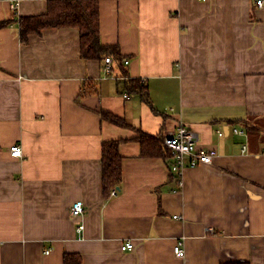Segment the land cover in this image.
Listing matches in <instances>:
<instances>
[{
  "label": "crops",
  "instance_id": "0c3cea01",
  "mask_svg": "<svg viewBox=\"0 0 264 264\" xmlns=\"http://www.w3.org/2000/svg\"><path fill=\"white\" fill-rule=\"evenodd\" d=\"M11 1L0 0V22L48 8ZM99 3L101 41L123 56L108 55L112 75L104 58L81 57L78 27L23 42L18 21L0 24V264H264V2ZM129 79L146 90L128 91ZM89 80L97 92L82 95ZM179 124L217 150L211 164L187 167L183 184L135 139ZM110 139H123L122 179L105 197ZM77 200L85 211L74 218Z\"/></svg>",
  "mask_w": 264,
  "mask_h": 264
},
{
  "label": "trees",
  "instance_id": "16d2710c",
  "mask_svg": "<svg viewBox=\"0 0 264 264\" xmlns=\"http://www.w3.org/2000/svg\"><path fill=\"white\" fill-rule=\"evenodd\" d=\"M14 17V18H13ZM10 19L0 22L1 25L10 24L18 21L19 35L23 42L29 40L32 33H41L48 27H78L80 31V52L84 60L99 59L113 54L117 59L123 58L117 46H110L101 41V19L99 0H48L46 12L36 14H22L16 12ZM88 82V81H86ZM90 86H85L82 95L96 93V85L93 87V81ZM126 89L144 92L146 86L139 79H129L125 83ZM89 88V90H86ZM147 102L152 100L145 96ZM103 119H108L119 125H128L124 117L112 112L101 110ZM253 129H259L253 127ZM259 131V130H258ZM135 139L140 141L142 154L149 156H161L171 168L172 153L164 145L162 135H152L139 128V135ZM123 139H110L102 142V170H103V189L105 197L111 190L121 182L122 179V156L119 145ZM171 176L176 178L172 172ZM243 264V263H227Z\"/></svg>",
  "mask_w": 264,
  "mask_h": 264
},
{
  "label": "built area",
  "instance_id": "2783aa9c",
  "mask_svg": "<svg viewBox=\"0 0 264 264\" xmlns=\"http://www.w3.org/2000/svg\"><path fill=\"white\" fill-rule=\"evenodd\" d=\"M257 2L261 6L264 0H257ZM18 4V0L11 1V7L13 9H16ZM105 60V73H112V57L106 56ZM125 62L127 63L128 60H125ZM220 133L222 134V131H220ZM163 143L171 150L173 161L170 169L177 174L180 184H183L184 182L183 173L187 167H193L200 164H211L217 153V150L214 147L201 146L196 132L185 124H179L174 132L166 134ZM21 153L22 149L18 144L11 146V154L13 156H19ZM116 193L117 189L113 188L111 195H115ZM84 211L85 204L82 200H77L71 205L70 212L74 218L81 217L84 214ZM211 229H213V227H211ZM78 230L83 232L85 230L84 224H80ZM121 248L122 250H132L134 248V242L132 240H126L122 243ZM173 248L176 256H185L186 251L182 242H177Z\"/></svg>",
  "mask_w": 264,
  "mask_h": 264
},
{
  "label": "bare ground",
  "instance_id": "6f19581e",
  "mask_svg": "<svg viewBox=\"0 0 264 264\" xmlns=\"http://www.w3.org/2000/svg\"><path fill=\"white\" fill-rule=\"evenodd\" d=\"M106 58V57H105ZM112 60H113V58H112ZM104 66H103V71H104V67H105V65H106V60H104ZM128 63V62H127ZM111 65H112V73H109V74H107V73H105L106 75H112L113 74V68H114V66H113V61L111 62ZM105 72V71H104ZM188 127V126H187ZM190 128V127H189ZM176 130V129H175ZM174 130V131H175ZM173 131V132H174ZM237 131H239V130H237ZM19 145V144H18ZM20 147H21V145H19ZM21 149H22V147H21ZM23 154V150H22V153H21V155ZM21 155H19V156H21ZM173 161V160H172ZM176 174V173H175ZM177 175V174H176Z\"/></svg>",
  "mask_w": 264,
  "mask_h": 264
}]
</instances>
